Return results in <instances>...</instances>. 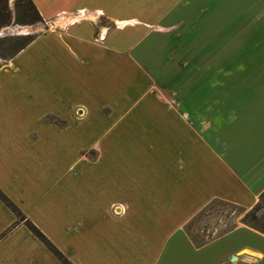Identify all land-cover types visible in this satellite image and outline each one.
I'll list each match as a JSON object with an SVG mask.
<instances>
[{"label": "rangeland", "instance_id": "374dc122", "mask_svg": "<svg viewBox=\"0 0 264 264\" xmlns=\"http://www.w3.org/2000/svg\"><path fill=\"white\" fill-rule=\"evenodd\" d=\"M14 1L10 0L13 21L7 26L9 31L23 26L14 22ZM96 3L103 13L96 26L97 40L102 26L110 28L111 33L117 30L118 21L134 22L131 26L134 41L127 51L129 55L120 58L115 65L110 63L101 68L95 64V70L100 72L102 69L103 73L100 85L94 86L93 96L73 94L70 90L68 94L58 93L59 96L40 95L38 105L21 121V128L17 131V137H26L33 130L35 132L30 137H52L50 133L44 136L46 129L43 127V123L52 121L55 123V137L76 140H71L69 158L60 156L54 159V190L49 191L52 202L48 201L54 206L52 213L56 216L67 212L76 214V217L70 220V228L66 231L56 230L50 215L46 217L45 213L35 211V205L25 207L16 204L4 193L21 217L5 204L13 220L0 235H5L0 243L18 235L25 246L35 248L32 238L26 235L30 230L23 222L30 220L68 258L70 264H90L91 259L95 264L94 252L88 253L94 249L93 216L97 211L93 204L100 196L94 182L97 175H103L102 182L108 187L102 188V198L116 200L101 214L115 219L127 214L123 221L127 224L143 215L150 217L154 227L151 232L152 249L146 256L148 264H247L242 258L231 260L233 254L236 256L234 251L240 241L248 238L244 233L226 235L199 249L194 248L196 246L185 235L186 226L193 223L191 232L196 236L216 235L226 224L238 223L240 212L220 205L217 210L207 213L204 210L210 202L203 206L196 199H186L182 206L176 205L174 189L168 185L160 187V183L173 182V168L170 175L160 172V159L155 155L163 145L158 137H176L178 112L184 114L189 127L191 105L188 99L197 77L204 82L207 71L213 69L260 70L263 73L261 84L264 85V0H96ZM62 18L59 17L56 24L44 19L43 23L24 27H33L32 35L46 37L53 30L61 32V27L69 23L68 20L60 21ZM5 36L19 35L2 34L0 38ZM115 51L120 54L126 52ZM9 62L0 59L2 67ZM56 65L59 66L57 72L66 73L65 69L79 75L83 72L82 67L70 68L69 62ZM103 81H107V86L98 94L96 90H100ZM4 100L5 94L0 96L1 103ZM67 100L72 103L70 109L66 107ZM48 111L66 115L52 114L41 121V115ZM114 146L117 152L113 153ZM169 160L173 166V158ZM112 166H115L113 173ZM112 181L118 183L117 191L110 188ZM130 183L134 184L133 187L128 185ZM149 183L158 186L148 187ZM144 199L155 200V205L148 207L149 213L143 204ZM159 200H171L172 204L156 217L155 212L165 208ZM74 207L79 210L74 211ZM195 217L199 218L191 222ZM85 229L82 237L85 243L92 241L93 249L81 252L84 244L77 237ZM72 249L81 252L84 258ZM124 253L129 258L128 264H133L135 253L126 250ZM135 261L143 264V257L140 261L135 258Z\"/></svg>", "mask_w": 264, "mask_h": 264}, {"label": "crops", "instance_id": "0c3cea01", "mask_svg": "<svg viewBox=\"0 0 264 264\" xmlns=\"http://www.w3.org/2000/svg\"><path fill=\"white\" fill-rule=\"evenodd\" d=\"M33 1L46 21H54L56 24V20L63 17L60 21L68 20L69 23L60 26L61 32L53 30L49 36L36 39L0 69V96H6L3 103L0 101V189L16 204L30 207L35 205V211L45 213L46 217L50 215L53 228L66 231L76 214L60 212L57 213L58 217L52 213L54 206L48 203L52 202V193L49 191L54 190V159L60 156L69 158L71 140H76L71 137H55L54 122L43 123L46 129L44 136L50 133L52 137H30L34 130L28 133L29 136L17 137V131L21 128V121L38 105L37 100L42 94L59 96L58 93L68 94L70 90L73 94L93 96L94 86L96 88L100 85L103 73L102 69L100 72L95 70V64L98 63L101 68L110 63L115 65L120 58L129 55L127 51L134 41L131 36L134 34L131 29L134 22L118 21L117 30L111 33L110 28L102 26L97 40L96 26L103 13L96 7V0ZM115 50L126 52L120 54ZM104 61L107 63H102ZM58 62H69L70 68L82 67L83 72L80 75L71 69H65L66 73L57 72ZM262 75L260 70L213 69L207 71L206 81H199L197 77L196 84L191 86L188 99L191 105L189 127L184 114L178 112L176 137H158L163 145L155 155L160 159V172L170 175L173 168V182L160 183V187L166 188L168 185L174 189L176 205L178 203L182 206L186 199H196L203 206L212 200L222 199L251 209L258 203L264 192ZM105 86L107 81H103L100 90L95 89L96 93L100 91L101 94ZM67 103L66 107L70 109L72 103L68 100ZM47 114L41 115V121L52 114L66 115L55 112L50 114V111ZM115 151L114 146L112 152ZM116 157L119 158V155ZM170 158H173V166ZM111 168L113 173L115 166ZM102 176L97 175V181L94 182L95 190H100V196L93 204L97 211L93 216L94 233L91 231L95 238L94 249L92 241L84 242L82 235L85 229L77 237L84 244L81 252L93 249L88 253L94 252L95 264H128L129 258L124 253L126 250L135 253L133 264H138L135 258L140 261L142 257L143 264H148L146 256L152 249L151 232L154 227L150 217L133 216L136 220L127 224L123 222L127 214L119 219L101 214L116 200L102 198V188L105 186ZM128 185L133 187L134 184ZM109 186L114 191L118 189L116 182L112 181ZM147 186L158 185L149 183ZM112 196L116 197L115 194ZM166 201L159 200L165 208L156 211V217L171 206L172 201ZM154 202L152 199L143 200L147 213L151 212L148 207L155 205ZM72 209L79 210L78 207ZM12 220L13 215L0 200V235ZM242 233L248 238L240 241L238 249L234 251L236 256L233 254L231 260L242 258L247 264H264V235L245 225L238 226L226 235ZM26 235L32 238L36 247L25 246L18 235H13L0 243V264H61L30 231ZM11 240L13 242L9 244ZM74 252L84 258L81 252ZM90 264H94L93 259Z\"/></svg>", "mask_w": 264, "mask_h": 264}, {"label": "trees", "instance_id": "16d2710c", "mask_svg": "<svg viewBox=\"0 0 264 264\" xmlns=\"http://www.w3.org/2000/svg\"><path fill=\"white\" fill-rule=\"evenodd\" d=\"M15 24L18 25H36L44 22V18L41 15L39 9L35 5L33 0H15ZM13 21V14L10 8V0H0V30L4 27L9 26ZM38 36L35 35H25V36H5L0 38V59L11 61L16 56H18L23 50H25L28 46H30ZM3 67L0 65V69ZM52 123V121H49ZM0 200L6 204L8 208H10L18 217H21V214H17L19 211L16 209L15 205L10 201L7 196L0 189ZM227 206L231 207L234 210H238L240 212L241 219L238 223H228L226 227L221 230L216 235L209 236H200L194 235L191 232V222L197 221L199 218H194L188 226H186V233L192 243L196 247H202L208 244L210 241L218 239L232 231H234L239 223L245 225L261 234L264 235V192L260 195L258 203L251 209H247L245 207L230 203L228 201L222 199L212 200L206 207L205 210L207 213L214 210L218 206ZM230 216V215H229ZM229 219V217H227ZM26 227L30 230V232L36 236L44 246L60 261L61 264H70L68 258L48 239V237L30 220L23 221ZM5 235L0 237V240L4 238Z\"/></svg>", "mask_w": 264, "mask_h": 264}, {"label": "water", "instance_id": "95a60500", "mask_svg": "<svg viewBox=\"0 0 264 264\" xmlns=\"http://www.w3.org/2000/svg\"><path fill=\"white\" fill-rule=\"evenodd\" d=\"M32 29H33V27L19 26L15 30L9 31V29L7 27H4L2 33H0V36H2V34L12 35L13 33H15L19 36L30 35Z\"/></svg>", "mask_w": 264, "mask_h": 264}, {"label": "bare ground", "instance_id": "6f19581e", "mask_svg": "<svg viewBox=\"0 0 264 264\" xmlns=\"http://www.w3.org/2000/svg\"><path fill=\"white\" fill-rule=\"evenodd\" d=\"M58 28V27H57Z\"/></svg>", "mask_w": 264, "mask_h": 264}]
</instances>
